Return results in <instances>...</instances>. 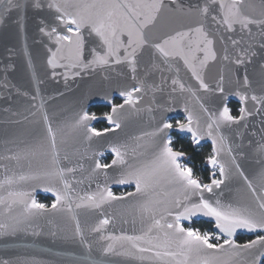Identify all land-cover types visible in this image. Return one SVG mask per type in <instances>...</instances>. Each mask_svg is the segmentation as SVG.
I'll use <instances>...</instances> for the list:
<instances>
[{"label":"water","instance_id":"water-1","mask_svg":"<svg viewBox=\"0 0 264 264\" xmlns=\"http://www.w3.org/2000/svg\"><path fill=\"white\" fill-rule=\"evenodd\" d=\"M127 2L135 3V0ZM192 2L195 0H178L185 8ZM255 2L258 4L259 0ZM163 3L166 7L161 9L157 20L145 30L149 39L157 43L169 35H174L176 31L194 27L196 23L194 18L183 17L170 10L167 7L170 0H163ZM172 8H175V5ZM246 11L250 12L247 9ZM54 16L55 13L49 12L47 8L39 15L29 10L22 21V30L14 14L0 23V183L8 178L15 181L11 185L3 183L0 187V199L4 201L0 203V224L12 226L17 225V221L21 222L14 233L9 228L8 234L0 235V262L8 260L12 264H17L18 261L22 264H141L139 260L129 256L105 254L103 249L109 243H115L117 251L120 252L130 249L127 242H114L107 237L142 235L152 224V215L155 214L156 218H159V209L165 206V203L156 202H169L180 193L174 185L164 182L147 193H136L135 183L120 184L118 180L129 171L143 167L155 158L161 137L152 133L170 118H182L184 123H187L188 113L185 109L193 116L192 127L197 132L199 142L193 141L192 133L181 131L177 127L165 130L166 138L171 133H177L189 137L195 146L208 143L212 155L213 137L218 141L219 136L225 138L223 148L216 158L218 164L224 165L227 178L220 188H214L212 193L205 191L203 196L211 203L219 200L225 206H255L244 177H247L259 192L258 173L264 168V156L260 152L264 146V112L255 111L256 106L249 99L247 107L252 111V115L246 120L239 124L222 126L219 134L213 130L212 136L208 134L207 125L210 122L209 115L215 114L218 117L228 101H235L241 106L239 97L235 94L237 91L249 96L253 90L256 95L264 94L261 91L264 78L260 72V64L264 63V52L259 51L258 45L257 56L252 62L237 67L222 59L224 45L217 37L215 50L218 58L209 61L203 71V80L208 85V90L205 91L200 88L181 60L172 61L174 67L169 71L157 54L155 61L162 71L156 69L149 73L154 52L150 47L145 48L138 57L137 80L132 79L131 73L124 65L81 72L79 68H68L67 61L62 60L59 63L63 66L53 69L47 61L57 45L54 37L49 40L39 28L45 26L46 30L50 31L51 27L56 25ZM235 27V35L239 38V26ZM251 27L255 39L260 40L259 30L256 26ZM58 31L67 34L63 27ZM82 31L89 49L98 44L95 36L88 35L87 29ZM223 31L221 29V32ZM243 35L247 38L248 33ZM122 39L126 42L127 36ZM228 47L232 52L230 42ZM197 55L203 57V53ZM221 75L223 92L218 88ZM245 76L252 81L251 90L242 87ZM173 78L178 79L191 91L180 92L178 88L173 91ZM139 80H144L145 83L142 92H134L137 103L125 105L118 113L113 114V99H123L117 105L123 104L124 98L120 92L132 90ZM37 88L39 98L33 100L32 96L36 95ZM32 104H35L36 108L31 107ZM99 105L108 107L109 112L106 115H114L121 127L115 131H102L104 135L97 137L91 136L86 129L77 126L76 122L81 115L88 113L91 107ZM45 115L48 117L47 123L44 120ZM106 115L96 116L97 119L88 121L89 126L105 122L108 129L113 128L114 125L108 123ZM48 127H51L55 134L59 166L65 170L74 169L72 172L65 171L70 199L62 201L55 210L49 207L38 215L26 217L24 203L30 204L32 200H36L38 194L53 196L50 191L44 190L45 187H53L61 193L65 191L63 184L58 180H19L20 176L36 175L50 166L52 152ZM217 146L220 147L219 143ZM113 147L123 154L124 164H112V161L117 159L112 152ZM105 153L111 156L108 163L110 167L97 169L96 162ZM183 157L182 153L178 161ZM208 166L213 168L209 163ZM241 172L244 176L240 175ZM212 174L209 183L213 178ZM219 178L221 179L220 171ZM113 189L130 191L123 195H114L123 199L108 200L99 208L77 207L78 204L86 205L88 196L99 200L101 195L106 196L107 192H112ZM10 191L29 195L22 198L9 197ZM13 199H22L24 203H11ZM198 199L197 196L192 197L194 202H198ZM144 205L154 209V212L145 213L142 207ZM105 219L109 223L102 227L101 232H94L93 229ZM168 219L171 220V217ZM192 220L211 223L213 232L218 234L214 220L200 213L181 223H189ZM77 226L80 228V236H76ZM256 234L264 235L238 230L233 239L235 241L237 235L249 237ZM152 235L163 237V233L156 229H153ZM101 236L105 239H101ZM81 239L84 243H81ZM121 244L124 247H121ZM142 255L148 256L150 253ZM143 264H151V261L145 260ZM190 264H196L195 256Z\"/></svg>","mask_w":264,"mask_h":264},{"label":"snow or ice","instance_id":"snow-or-ice-1","mask_svg":"<svg viewBox=\"0 0 264 264\" xmlns=\"http://www.w3.org/2000/svg\"><path fill=\"white\" fill-rule=\"evenodd\" d=\"M173 5L175 8H172ZM164 7L166 5L163 0H135V3H129L127 0H91V2L89 0H0V23L5 22L8 17L14 14L16 22L22 30V21L29 10L39 15L47 8L49 12L55 13L53 19L56 21V25L51 27L50 31L46 30L45 26H41L39 31L48 36L49 40L54 37L57 45L56 50L51 53L47 61L53 69L63 66L59 63L62 60L67 61L68 68H79L81 72L124 65L131 73L132 79L137 80L138 57L142 55L145 48L150 47L154 49V52L149 73L152 70L160 69V65L155 61L157 54L169 71L174 67L172 61L181 60L193 78L197 80L200 88L205 91L208 90V85L203 80V71L209 61H215L218 58L215 50L217 37L224 45L222 59L237 65V67L252 62V59L257 56V45L259 51L264 52V0H259L258 4L255 0H248L247 3L245 0H195V2L189 3L187 8L178 3V0H170L167 7L183 17L194 18L195 26L184 31H176L174 35H169L158 43L153 42L145 30L157 20L158 13ZM237 25L241 33L239 38L235 35V26ZM251 26H256L259 30L260 40L255 39ZM60 27H63L67 34H61L58 31ZM84 29H87L89 36H95L98 40V44L91 49L86 45L82 31ZM221 29L224 31L221 32ZM245 32L248 33L247 38L243 35ZM124 36H127L126 42L122 39ZM229 42L232 52L229 51ZM198 53H203V57L197 55ZM160 70L162 71V69ZM176 70L179 71L178 68ZM260 72L261 77L264 78V63L260 64ZM65 76L67 77V74ZM144 83V80H139L137 84L133 85L132 90H122L120 95L124 98V102L120 105H113L112 113H118L125 105H135L137 100L134 99V92H142ZM237 83L240 82L237 81ZM222 84L223 75L218 81V88L221 92L224 91ZM172 85L174 86L173 91H176L177 88L180 92L191 91V89H186L185 85L176 78L172 79ZM242 87L251 90L252 81L248 76L244 77ZM261 91L264 93V82L261 84ZM20 94L27 95L26 93ZM235 94L239 97L241 105L238 109L239 117L231 115L227 106L220 111L218 117L215 114L209 115L210 122L207 127L210 136H212L213 130L219 134L222 126L239 124L252 115V111L247 107L249 99L256 106L255 111L264 112V94L256 95L254 90L250 96L246 93L241 94L240 91ZM38 98L39 89L37 88L36 95L32 96V99L37 100ZM31 107L36 108V105L32 104ZM201 108L203 109V105ZM185 111L188 113L187 123L177 121L176 127L181 131L186 130L192 133L193 141L198 143L197 132L192 127L193 116L187 109ZM105 118L109 124L114 125L113 128L105 129V131H115L121 127L114 115H106ZM95 119L97 117L94 114L84 113L76 123L77 126L86 129L91 136H102L103 132L97 131L88 124V121ZM44 120L47 123L46 115ZM172 128V123L163 122L162 127H158L152 133L154 136L161 137L159 151L155 158L143 167L129 171L126 176L118 180V183H135L136 193H147L164 182L174 185L180 195L169 202H156L158 204L165 203V206L159 209V218H156L155 214L152 215V224L142 235L107 237L108 240L114 242H127L130 249L120 252L117 251L115 243H109L103 249L104 253L129 256L139 260L141 264L145 260L151 261V264H190L193 256L196 257V264H264V235L257 234L255 239L243 244H238L233 239L238 230H245L248 233H264V168L258 173L259 192L253 183L244 177L254 198V207L250 205L225 206L219 200L211 203L203 196V193L205 191L212 193L213 189L220 188L227 178L224 165L218 164L216 158L218 152L223 148L225 138L219 136L218 141L215 136L213 137V155L208 160L213 168L219 167L221 179H216L213 172L211 183L201 184L193 178L191 168L178 162L182 153L174 151L171 147L172 140L166 138L165 130ZM47 132L51 138L52 159L50 166L36 175L20 176L19 180L43 178L50 182L58 180L63 184L65 189L63 193L53 187L44 188L46 192L50 191L55 197V202L51 205V208L55 210L62 201L70 199L65 171L72 172L74 169L65 170L59 166L55 134L51 127H48ZM112 152L117 157L112 161L113 165L118 162L125 163L123 154L118 148L113 147ZM230 152L229 149V154ZM260 152L264 156V146L261 147ZM9 159H18V157H9ZM233 164H235V160H233ZM95 167L97 169L108 168L110 165H102L97 161ZM240 175L244 176L242 172ZM14 182L12 178H8L3 183L11 185ZM3 183H0V187L3 186ZM136 193H129V195ZM28 195V193L9 192V197L22 198ZM194 196L199 197L198 202L192 201ZM119 199H123V197L114 196L111 191H108L107 195H101L99 200L94 196H88L87 204H78L77 207L99 208L108 200ZM3 202L0 199V203ZM11 203H24V201L13 199ZM11 203L9 207H11ZM142 207L145 213L154 212V209L148 205ZM46 210V206L43 203H37L36 200H32L30 204L24 203L26 217L38 215ZM197 213L214 220V227L218 230V234L214 237L217 243L211 242L213 235L210 232L201 233L199 230L182 226L181 221L190 220ZM169 217L171 220L168 219ZM19 223L21 222L17 221V225ZM108 223L107 219L101 220L93 231L101 232L102 227ZM17 225L0 224V230H3L0 231V235L8 234L9 228L14 233L17 231ZM153 229L162 232L163 237L153 236ZM80 235V228L77 226L76 236ZM101 239H105V237L101 236ZM221 239H223V243H219ZM81 243H84L83 239H81ZM84 246L89 247L87 244ZM121 247L124 245L121 244ZM144 253H150V255H142ZM0 264H12V262L5 260ZM17 264H22V262L18 261Z\"/></svg>","mask_w":264,"mask_h":264},{"label":"trees","instance_id":"trees-1","mask_svg":"<svg viewBox=\"0 0 264 264\" xmlns=\"http://www.w3.org/2000/svg\"><path fill=\"white\" fill-rule=\"evenodd\" d=\"M119 103H121L120 99L118 98L113 99V104L117 105ZM227 107L230 109L231 115H233L234 117L238 116L239 113L238 109L240 107L238 103L230 100L228 101ZM107 111L108 108L102 105L91 107L89 109V112H91L94 115H102ZM94 126L98 130H102L99 123L94 124ZM170 137L172 139L171 147L173 148V150L183 153L184 157L181 160L188 162L194 174L200 179V181L198 179L197 180L201 184H208L211 179L210 178L211 173L209 171V166H208V159L209 157L212 156L211 146L208 143L195 146L189 137H185L177 133H171ZM104 162L107 163L108 158L104 159ZM120 191L123 192L126 191V189L123 190L116 189L113 192L114 194H118V192ZM182 226H184L185 228H192L199 230L201 233L205 231L213 232L212 224L201 220H192L189 223H182ZM256 235L249 237L244 235H237L235 240L237 243L243 244L256 238Z\"/></svg>","mask_w":264,"mask_h":264},{"label":"flooded vegetation","instance_id":"flooded-vegetation-1","mask_svg":"<svg viewBox=\"0 0 264 264\" xmlns=\"http://www.w3.org/2000/svg\"><path fill=\"white\" fill-rule=\"evenodd\" d=\"M118 99H119V98H118ZM120 101H121V100H120ZM99 106H101V105H99ZM102 106H104V105H102ZM104 107H106V106H104ZM107 108H108V107H107ZM108 112H109V108H108V111L105 112L104 114H102V115H95V116H104V115L108 114ZM97 123L100 124V126H101V128H102L103 131H105L104 129H108V126L106 125L105 122H97ZM97 123H94V124H97ZM94 124H93L92 126H93L94 128H96V127L94 126ZM96 129H97V128H96ZM97 130H98V129H97ZM102 130H99V131L102 132ZM104 156H105V157H104ZM102 157H104V159H107V158H108V162L106 163V165H108V163H109L110 160H111V156H110L108 153H105ZM114 190H116V189H113V190H112L113 195H115L114 192H113ZM120 190H123V189H120ZM126 191L129 192L130 189H126ZM127 192H125V194H126ZM36 201H37V203H43V204L46 206V208H49V207H51V205L55 202V198H54L53 196L49 195V194H38L37 197H36ZM235 241H236V240H235Z\"/></svg>","mask_w":264,"mask_h":264},{"label":"rangeland","instance_id":"rangeland-1","mask_svg":"<svg viewBox=\"0 0 264 264\" xmlns=\"http://www.w3.org/2000/svg\"><path fill=\"white\" fill-rule=\"evenodd\" d=\"M88 114H90V115H93L91 112H89L88 111ZM177 121H179V122H181V123H184L185 122V120L184 119H182V118H170V119H168L167 120V122L168 123H172L173 124V127H176V123H177ZM91 127H93V126H91ZM94 128V127H93ZM96 129V128H95ZM97 130V129H96ZM105 130V129H104ZM97 131H99V130H97ZM103 131V130H102ZM168 138H170L171 139V137L169 136ZM172 140V139H171ZM105 157V156H104ZM104 157H101L100 158V163L102 164V165H104V164H106V162H104ZM179 163H181L182 165H184V166H186V167H189V168H191L190 167V165L188 164V162H185V161H182V160H179L178 161ZM192 169V168H191ZM209 171H210V173L212 174L213 172L215 173V178L216 179H220L219 178V168L218 167H216V168H212V169H210L209 168ZM192 174H193V178H195V179H198L199 181H200V179H199V177H197L195 174H194V172H193V170H192ZM125 192H127V191H120V192H118V194H115V195H123V194H125ZM205 232H209V231H205ZM203 233V232H202ZM210 233H212V235H213V239H212V243H215V235H216V233H214V232H210ZM260 235H262V234H260Z\"/></svg>","mask_w":264,"mask_h":264},{"label":"built area","instance_id":"built-area-1","mask_svg":"<svg viewBox=\"0 0 264 264\" xmlns=\"http://www.w3.org/2000/svg\"><path fill=\"white\" fill-rule=\"evenodd\" d=\"M120 100L123 101V99H120ZM215 243H217V241H215ZM219 243H223V239H221V241H219Z\"/></svg>","mask_w":264,"mask_h":264}]
</instances>
